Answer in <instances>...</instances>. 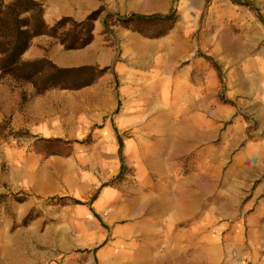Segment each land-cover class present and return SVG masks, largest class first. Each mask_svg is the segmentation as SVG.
<instances>
[{"label":"rangeland","instance_id":"374dc122","mask_svg":"<svg viewBox=\"0 0 264 264\" xmlns=\"http://www.w3.org/2000/svg\"><path fill=\"white\" fill-rule=\"evenodd\" d=\"M38 1L48 25L63 16L81 21L101 11L93 20V39L84 47L68 49L42 34L31 40L22 58L106 69L91 85L40 95L30 84L0 79V151L9 147L18 160H27L29 153L30 163L32 157L49 159L53 165H46V174L67 183L42 200L29 189L1 194L0 264H264V238L256 235L253 244L246 225L249 211L264 212V119L240 90L259 78L255 67L264 69V0H216L218 10L231 4V16H178L188 9L203 15L212 0ZM171 10L172 22L116 17ZM69 27L65 24L64 30ZM191 52L217 70L216 92L214 87L207 91V107L214 106L215 96L221 103L199 133L183 131L193 122L167 110L165 103H159L157 113L151 111L146 73L150 54L163 68L167 62L181 65ZM116 93L122 116L107 111ZM22 120L27 126L43 122L46 135L14 127ZM112 126L116 131H110ZM115 134L124 144L121 165L102 147ZM97 145L100 150L91 149ZM91 159L97 164L82 163ZM38 166L30 164L29 173ZM116 181L113 203L90 205L92 183ZM25 193L30 219H38L29 239L12 241L21 225L12 202ZM194 195L202 200L199 211H192ZM181 199L191 211L175 213ZM33 232L44 239L37 243ZM21 255L30 260L18 261Z\"/></svg>","mask_w":264,"mask_h":264},{"label":"crops","instance_id":"0c3cea01","mask_svg":"<svg viewBox=\"0 0 264 264\" xmlns=\"http://www.w3.org/2000/svg\"><path fill=\"white\" fill-rule=\"evenodd\" d=\"M228 7L221 8L218 10L216 7V0H212L209 6L206 8L203 15L191 13V9L187 10V13L178 14V16H231V13L228 11H232L230 8V3ZM260 52H264V46L262 47ZM147 62V61H146ZM149 65L146 70L148 73V78L150 80V109L154 110L157 113L159 103H165L166 109L175 112L177 115H181L182 117H189L193 123L187 124L183 131L199 133L204 132L206 128L205 118L207 116H212L211 111H215V108L221 107V103L215 96L210 103H213L214 106L211 108L207 107L206 101V93L210 91L211 87H214L213 90L216 92L217 88V70L216 67H209L206 64V60L203 56H197L193 52L190 53L189 56L184 58V62L181 65H170L168 62L165 67H161L159 65V58L155 55H151L149 57ZM252 64L255 63L254 59H252ZM258 63V62H257ZM142 65V64H141ZM142 68V67H141ZM256 71L259 74L260 80L264 79V69L263 67H255ZM230 71L227 72V76L230 75ZM257 79H251L249 83L246 82L244 88V92L246 95L245 100L247 104H252V107L260 111L258 114H262L264 119V83ZM230 81V80H229ZM227 87H229L230 82H227ZM228 92V91H227ZM160 96V97H159ZM231 96L230 94L228 95ZM209 103V104H210ZM119 94L116 93V97L114 98V102L111 103V106L107 110L110 114H118L121 115L123 109L121 108ZM119 112V113H118ZM168 113V112H167ZM172 114V112H171ZM167 115H170L168 113ZM122 116V115H121ZM121 126H124L125 121L120 120ZM23 120L22 124H18L14 127H22L28 128L32 131L35 136L43 135V132H46L43 128V122L37 120V122L32 125L27 126ZM111 127V125H110ZM113 127V126H112ZM116 131L110 129V131ZM109 131V129H108ZM44 134L43 136H45ZM49 135V134H47ZM115 140L111 139L108 142H103V150L108 152V155H116L118 156L120 165L123 162V154L124 144L122 142V146H119L120 137L118 134L114 135ZM121 139V137H120ZM122 141V139H121ZM264 143V140H262ZM253 146V145H252ZM88 147V146H85ZM92 150L101 149V146H92ZM45 158V157H43ZM27 160L14 158L13 152L7 148H2L0 151V196L5 191V193L13 192L14 190H21V193H24L25 190L29 189L33 193V197L37 200H42L48 194V196H55L60 188L65 187L67 184L64 180H61L57 177H52V174H46L45 167L50 160H39V158L32 157L33 162H29V153H27ZM57 158V161H66ZM62 164V162H60ZM83 164H87V166L97 164L95 159H91L89 162L84 161ZM33 164L38 166V170L36 172L29 173V165ZM51 165L52 162L50 163ZM35 168V167H34ZM118 181L113 183H98L91 184L90 189V205L94 204L96 201L100 204H111L116 198ZM45 187H47L48 192ZM27 196V194L25 193ZM26 196L22 200H16L17 202H12V207L16 212V221L21 223L17 228L19 229L16 234H13L11 237L17 240H20L21 237H26L29 239L30 235V227L35 225L36 219H30V210L31 205L29 203V197ZM178 197V196H177ZM180 197H185L181 194ZM194 199V203L192 204V211H199V206L202 203L200 196H192ZM199 198V200H198ZM189 202L181 199L175 204V213H181L191 211V206L188 205ZM15 205V206H14ZM246 209V208H245ZM251 209V207H250ZM242 211V210H240ZM250 215L246 220L247 229L250 231L251 239L253 240V244L256 243L257 236L264 238V212L259 214L257 212V207L249 211ZM130 211H126L124 214V218H132L133 215L140 213V210L134 211V213ZM6 224L9 226V220H6ZM34 239H37L36 242L40 243L41 239H44V235H40L38 232L35 234L33 232ZM41 238V239H40ZM13 241V240H12ZM27 244L23 239L21 244ZM13 252V251H12ZM10 252H7L6 256H8ZM30 260L28 256H22L18 259V261H24L27 263Z\"/></svg>","mask_w":264,"mask_h":264},{"label":"trees","instance_id":"16d2710c","mask_svg":"<svg viewBox=\"0 0 264 264\" xmlns=\"http://www.w3.org/2000/svg\"><path fill=\"white\" fill-rule=\"evenodd\" d=\"M100 11V8L92 11L81 21L63 16L54 24L48 25L44 21L40 1L0 0V79L16 84H30L37 95L53 88L73 90L93 84L106 68L100 69L94 65L62 67L46 57L24 60L22 55L30 46L31 40L42 34L55 38L68 49L84 47L93 39V20ZM116 17L125 22H172L175 14L171 10L165 15L132 13ZM67 23L70 27L64 30ZM103 23L106 27L105 21ZM118 139L121 148L122 141L120 137Z\"/></svg>","mask_w":264,"mask_h":264},{"label":"bare ground","instance_id":"6f19581e","mask_svg":"<svg viewBox=\"0 0 264 264\" xmlns=\"http://www.w3.org/2000/svg\"><path fill=\"white\" fill-rule=\"evenodd\" d=\"M129 146H130V144L128 143V144L126 145V149H127V150L129 149Z\"/></svg>","mask_w":264,"mask_h":264}]
</instances>
